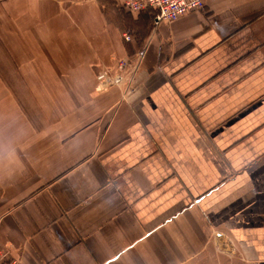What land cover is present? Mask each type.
<instances>
[{
  "label": "crops",
  "instance_id": "crops-1",
  "mask_svg": "<svg viewBox=\"0 0 264 264\" xmlns=\"http://www.w3.org/2000/svg\"><path fill=\"white\" fill-rule=\"evenodd\" d=\"M24 1L54 10L0 26V246L20 264H264V0L157 25L115 0ZM140 55L132 80L97 79Z\"/></svg>",
  "mask_w": 264,
  "mask_h": 264
},
{
  "label": "built area",
  "instance_id": "built-area-1",
  "mask_svg": "<svg viewBox=\"0 0 264 264\" xmlns=\"http://www.w3.org/2000/svg\"><path fill=\"white\" fill-rule=\"evenodd\" d=\"M120 4L134 12L155 10V25H157L162 21H173L186 13L203 9L206 0H121ZM124 37L126 40L131 39L128 32L124 33ZM142 56L140 55L136 61L126 58L119 59L115 72L103 70L98 73L97 79L107 86L122 84L130 75V80H132L139 67L137 62ZM0 264H20V258L14 255L10 246L3 245L0 246Z\"/></svg>",
  "mask_w": 264,
  "mask_h": 264
},
{
  "label": "rangeland",
  "instance_id": "rangeland-1",
  "mask_svg": "<svg viewBox=\"0 0 264 264\" xmlns=\"http://www.w3.org/2000/svg\"><path fill=\"white\" fill-rule=\"evenodd\" d=\"M115 1H119L117 2L118 4L120 3V0H115ZM25 1L24 0H0V26L1 24H3L4 26H6V24L9 23V25L7 26L10 29V35H13L14 33L11 34V27L13 26L14 23H18L20 25H22V30L21 32L25 31L23 25L24 23H21V18H23L24 15L27 14V18H31V14H38V15H42L44 13H46L47 15H52L53 16V8L52 7H46L44 5V7H39L38 6V2L36 1L34 6H31L30 8H27V6L24 5ZM14 11H16V17H15V13ZM24 12H26L24 14ZM28 25H30L32 28L33 27H37L38 30V24H33V23H29ZM7 29V28H5ZM29 31V30H26ZM2 31H0V38ZM2 45H1V40H0V55L2 54L1 51ZM0 62H2V58L0 57ZM14 95H18V96H23L25 95L24 93V89L19 88L18 86L14 87Z\"/></svg>",
  "mask_w": 264,
  "mask_h": 264
}]
</instances>
